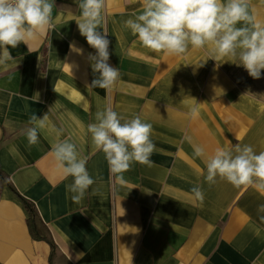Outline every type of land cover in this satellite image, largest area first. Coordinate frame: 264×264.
Returning <instances> with one entry per match:
<instances>
[{"label":"crops","instance_id":"0c3cea01","mask_svg":"<svg viewBox=\"0 0 264 264\" xmlns=\"http://www.w3.org/2000/svg\"><path fill=\"white\" fill-rule=\"evenodd\" d=\"M78 2L55 0V27L32 38L31 51L23 43L10 48L17 66L0 70V166L51 230L57 264H264V195L219 178L210 186L193 150L235 145L237 135L264 150V74L252 78L238 58L208 59L207 49L154 53L123 26L141 0H107L108 63L120 76L110 90L91 87L99 75L90 60L96 50L78 29ZM53 106L61 139L72 137L95 180L78 203L66 190L73 178L51 151L54 134L40 132L35 145L25 135L31 115L42 118ZM105 106L152 124V164L134 163L123 186L87 132ZM27 217L0 177V264H50L51 248L31 238Z\"/></svg>","mask_w":264,"mask_h":264},{"label":"clouds","instance_id":"9594fccd","mask_svg":"<svg viewBox=\"0 0 264 264\" xmlns=\"http://www.w3.org/2000/svg\"><path fill=\"white\" fill-rule=\"evenodd\" d=\"M55 0H0V70L8 71L17 66L9 51L21 43L28 46L38 33L55 27L53 8ZM107 0H79L80 17L76 20L80 34L96 50L90 55L93 71L98 77L91 87L105 90L113 88L120 71L112 67L104 27ZM123 22L140 44L154 53L184 57L190 50L207 49L208 59L219 62L222 58L239 59L254 79H260L264 71V22L259 19L252 0H141V8ZM103 29L101 32L99 29ZM75 49V45H70ZM82 51V50H78ZM202 61V60H201ZM204 61V60H203ZM200 63V62H199ZM194 99V98H193ZM54 106L43 117L31 115L25 130L29 145L38 143L40 132L54 134L51 151L62 168L65 177L73 182L66 186L73 202H80L95 180L87 170V159L81 155L78 145L69 135L61 139L63 129L57 128L50 119ZM193 120L199 116V104L190 109ZM87 132L98 151H102L110 172L120 185L127 182L124 173L134 163L151 166L155 151L151 139L152 124L139 114L127 119L105 106L97 109L95 122L87 125ZM192 143L191 137H186ZM231 142L216 147L211 153L205 146L193 144L194 155L206 166V182L211 186L217 178L234 187L249 186L264 195V150L256 152L252 145ZM194 198L203 201L204 193L199 185L191 189ZM264 212V204L258 206Z\"/></svg>","mask_w":264,"mask_h":264},{"label":"trees","instance_id":"16d2710c","mask_svg":"<svg viewBox=\"0 0 264 264\" xmlns=\"http://www.w3.org/2000/svg\"><path fill=\"white\" fill-rule=\"evenodd\" d=\"M1 141L2 140H0V144ZM0 177L5 183V185H7L9 189L20 198L23 205L25 206V209L28 213L27 226L31 238L36 241H45L46 243H48L51 248L49 258L50 264H57L59 261L58 255L60 253L59 247L56 244L48 225L42 220V218L38 214L35 204L19 192V190L12 182L11 178L2 170L1 166Z\"/></svg>","mask_w":264,"mask_h":264},{"label":"rangeland","instance_id":"374dc122","mask_svg":"<svg viewBox=\"0 0 264 264\" xmlns=\"http://www.w3.org/2000/svg\"><path fill=\"white\" fill-rule=\"evenodd\" d=\"M252 4L257 8L259 19L264 22V0H252Z\"/></svg>","mask_w":264,"mask_h":264}]
</instances>
